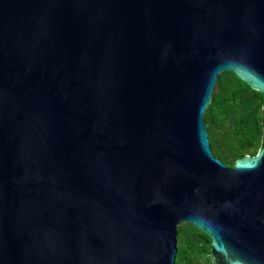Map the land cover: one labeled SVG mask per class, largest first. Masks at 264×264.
<instances>
[{
	"label": "water",
	"instance_id": "obj_1",
	"mask_svg": "<svg viewBox=\"0 0 264 264\" xmlns=\"http://www.w3.org/2000/svg\"><path fill=\"white\" fill-rule=\"evenodd\" d=\"M264 95V0H0V264H264V143L233 167L220 73Z\"/></svg>",
	"mask_w": 264,
	"mask_h": 264
},
{
	"label": "trees",
	"instance_id": "obj_2",
	"mask_svg": "<svg viewBox=\"0 0 264 264\" xmlns=\"http://www.w3.org/2000/svg\"><path fill=\"white\" fill-rule=\"evenodd\" d=\"M212 155L233 167L255 156L264 143V95L230 71L219 74L212 100L203 114ZM176 264L208 262L210 239L188 223L177 227Z\"/></svg>",
	"mask_w": 264,
	"mask_h": 264
},
{
	"label": "built area",
	"instance_id": "obj_3",
	"mask_svg": "<svg viewBox=\"0 0 264 264\" xmlns=\"http://www.w3.org/2000/svg\"><path fill=\"white\" fill-rule=\"evenodd\" d=\"M203 264H212V263H211V261L209 260L208 262H206V263H203Z\"/></svg>",
	"mask_w": 264,
	"mask_h": 264
}]
</instances>
